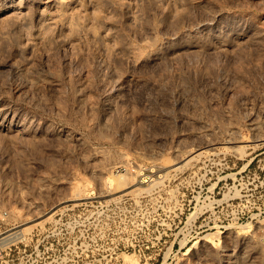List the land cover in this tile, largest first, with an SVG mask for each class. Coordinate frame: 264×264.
Instances as JSON below:
<instances>
[{
    "label": "rangeland",
    "instance_id": "374dc122",
    "mask_svg": "<svg viewBox=\"0 0 264 264\" xmlns=\"http://www.w3.org/2000/svg\"><path fill=\"white\" fill-rule=\"evenodd\" d=\"M4 211L0 264H264V0H0Z\"/></svg>",
    "mask_w": 264,
    "mask_h": 264
},
{
    "label": "built area",
    "instance_id": "2783aa9c",
    "mask_svg": "<svg viewBox=\"0 0 264 264\" xmlns=\"http://www.w3.org/2000/svg\"><path fill=\"white\" fill-rule=\"evenodd\" d=\"M7 215H8V212L4 211L3 217L0 219V234H3L5 232V223H6L5 218ZM4 237H6V235L0 237V260L2 258V249H3L2 243L5 241Z\"/></svg>",
    "mask_w": 264,
    "mask_h": 264
},
{
    "label": "bare ground",
    "instance_id": "6f19581e",
    "mask_svg": "<svg viewBox=\"0 0 264 264\" xmlns=\"http://www.w3.org/2000/svg\"><path fill=\"white\" fill-rule=\"evenodd\" d=\"M110 180V179H109ZM112 180H110V181H108L107 180V182H108V185H110L111 186V182ZM113 185V184H112ZM5 238V237H4ZM7 239V238H6ZM224 255H226V257L228 258V262H230L231 261V255L230 254H224ZM227 261V260H226Z\"/></svg>",
    "mask_w": 264,
    "mask_h": 264
}]
</instances>
